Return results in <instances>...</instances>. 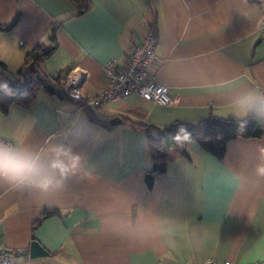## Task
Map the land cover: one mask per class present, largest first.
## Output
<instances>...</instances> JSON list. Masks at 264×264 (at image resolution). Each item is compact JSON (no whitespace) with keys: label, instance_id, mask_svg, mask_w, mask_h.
I'll return each instance as SVG.
<instances>
[{"label":"crops","instance_id":"1","mask_svg":"<svg viewBox=\"0 0 264 264\" xmlns=\"http://www.w3.org/2000/svg\"><path fill=\"white\" fill-rule=\"evenodd\" d=\"M84 5L0 0V37L15 44L0 47L6 75L34 65L29 89L6 112L0 108V145L45 150L70 143L95 169L93 179L70 177L47 199L0 182V250L12 251L13 264L264 263V188L251 190L235 176L258 161L264 135L236 130L220 159L195 141L167 148L148 138L144 125L235 119L217 111L229 103L222 95L179 83L173 69L181 65L219 68L264 90V0H89L82 11ZM151 27L157 81L170 103L131 95L93 109L61 92L77 77L82 95H97L107 81L104 64L122 61L129 41H141ZM114 117L122 122L110 124ZM198 133L209 136L207 129ZM160 151L166 168L148 187L146 175ZM52 209L60 213L43 217ZM141 216L171 224L135 236L108 227L113 217ZM33 239L48 255L29 257Z\"/></svg>","mask_w":264,"mask_h":264},{"label":"clouds","instance_id":"2","mask_svg":"<svg viewBox=\"0 0 264 264\" xmlns=\"http://www.w3.org/2000/svg\"><path fill=\"white\" fill-rule=\"evenodd\" d=\"M6 38L0 37V47L10 48ZM179 83L200 87L229 100L228 106L217 109L232 112L233 118L243 126L248 119L264 121V90L250 86L245 80L227 76L222 69L198 63L181 65L173 69ZM7 84H0V89ZM10 111H16L10 109ZM173 140L177 145L191 144L192 137L184 126H179ZM94 167L70 143H50L45 150L25 145H0V182L13 188L31 190L37 197L47 199L62 192L70 177L94 178ZM240 184L251 190L264 188V148L258 161L235 174ZM171 222L152 216L130 220L113 217L108 227L116 235L135 236L146 231L163 230Z\"/></svg>","mask_w":264,"mask_h":264},{"label":"built area","instance_id":"3","mask_svg":"<svg viewBox=\"0 0 264 264\" xmlns=\"http://www.w3.org/2000/svg\"><path fill=\"white\" fill-rule=\"evenodd\" d=\"M156 35V30L151 27L141 41H129L122 61L111 59L104 64L107 81L97 95H82L78 90L80 79L77 77L68 79L64 85L65 93L75 99H82L83 105L95 108L131 95H137L140 99L154 104L167 105L170 103L167 87L157 81L160 62L155 53ZM0 264H13L11 254L0 250ZM204 264H232V262H218L209 258ZM252 264L264 263L253 262Z\"/></svg>","mask_w":264,"mask_h":264},{"label":"trees","instance_id":"4","mask_svg":"<svg viewBox=\"0 0 264 264\" xmlns=\"http://www.w3.org/2000/svg\"><path fill=\"white\" fill-rule=\"evenodd\" d=\"M88 5L89 0H85V5L82 8V11H86L89 7ZM11 26L12 23L6 27L9 28ZM47 49H49V47ZM33 66L26 65V67H24V70H21V75L9 77L8 75H6L5 64L0 61V71H2L0 72V77L7 76L6 80H4V83H6L10 89L9 93H5L4 91H2V89H0V108L2 111L6 112L9 106L13 102H15L23 92L29 89L30 81L27 78V75L32 70H34ZM0 81L2 80L0 79ZM61 92L67 96V94L63 90ZM144 125L148 138L153 139L154 141H162V143L167 148L177 145L173 140V136L175 135L179 126H184L191 134L192 141H195L200 145L202 149L220 159L224 156L228 142L236 137V130L245 128L246 134L252 137H260L264 135V121H258L252 118L248 119L247 122L243 124V126L236 119L216 118L213 116H209L197 122L174 121L161 128H157L151 124ZM201 129H207L209 131V136H200L198 130ZM152 130H157L156 136L152 134ZM166 156L167 155L165 151H160L156 154V159L152 166V169L146 175V183L148 187L152 185L153 177L155 174H160L165 171ZM59 213L60 212L56 209H52L49 211L45 210L43 217H45L46 215ZM36 223L39 224L40 220H38V222Z\"/></svg>","mask_w":264,"mask_h":264},{"label":"water","instance_id":"5","mask_svg":"<svg viewBox=\"0 0 264 264\" xmlns=\"http://www.w3.org/2000/svg\"><path fill=\"white\" fill-rule=\"evenodd\" d=\"M122 121L120 120L119 117H114L112 119L109 120V123L114 125L117 123H121ZM5 252L11 254L12 251L11 250H4ZM43 255H48V253L44 250V248L35 240L33 239L30 243L29 246V257L30 258H36V257H40Z\"/></svg>","mask_w":264,"mask_h":264},{"label":"rangeland","instance_id":"6","mask_svg":"<svg viewBox=\"0 0 264 264\" xmlns=\"http://www.w3.org/2000/svg\"><path fill=\"white\" fill-rule=\"evenodd\" d=\"M33 66V65H32ZM34 67V66H33ZM35 84V83H34ZM64 91V90H63ZM65 92V91H64ZM79 101H81L82 103H83V100L82 99H80ZM93 109H94V107L93 106H91Z\"/></svg>","mask_w":264,"mask_h":264}]
</instances>
